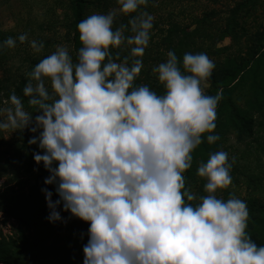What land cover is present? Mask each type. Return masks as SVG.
Segmentation results:
<instances>
[{
    "label": "clouds",
    "instance_id": "clouds-1",
    "mask_svg": "<svg viewBox=\"0 0 264 264\" xmlns=\"http://www.w3.org/2000/svg\"><path fill=\"white\" fill-rule=\"evenodd\" d=\"M147 3L116 0L118 7L80 20L75 59L64 45L41 58L22 88L32 111L12 92L0 107V132L37 133L28 140L42 150L33 160L43 163V183L58 196L53 201L41 189L51 210L46 218L60 220L61 205L88 222L82 264H264V245L246 231V202L216 194L231 183L227 152L209 153L196 169L206 195L185 187L183 173L202 134L209 144L219 139L211 133L220 93L202 88L214 62L203 52H185L178 61L169 50L152 68L162 93L134 83L153 26L150 13L137 12ZM129 13L137 14L113 28ZM15 44L7 37L0 48ZM122 44L130 48L120 58L111 49ZM29 46L39 53L43 42Z\"/></svg>",
    "mask_w": 264,
    "mask_h": 264
},
{
    "label": "trees",
    "instance_id": "trees-1",
    "mask_svg": "<svg viewBox=\"0 0 264 264\" xmlns=\"http://www.w3.org/2000/svg\"><path fill=\"white\" fill-rule=\"evenodd\" d=\"M39 1H35L36 5ZM168 1L148 0L146 5L139 6L137 10L147 11L154 19L148 46L141 57L143 67L134 83L147 84L158 94L162 93L163 86L157 81L152 68L166 60L169 50L176 54L178 61L185 52H203L214 62L212 74L206 80L208 87L203 90L206 95L220 93L216 118H221L222 122L225 117L224 123L229 122L234 130L235 140L240 144L231 147L228 152L231 162L230 184L243 187L247 193V196L241 198L248 209L246 231L258 246L264 245V84L261 80L258 81V93L253 94L249 108H238L230 96L239 80L249 72L255 76L263 67L264 30L248 33L246 24V19L251 18V12L257 8L256 0H235L233 5L227 4L221 11L212 7L200 10L199 14L192 12L191 6L186 8L185 17L177 15L173 10L177 7L176 3L179 7L182 6V0ZM43 4L41 20L30 19L28 14V21L31 20V23L24 24L23 16L18 15L17 21L23 25L20 33L0 28V42L12 37L19 44L16 38L22 33L27 34L28 43L33 39L43 42V49L39 53H35L28 45L24 48L16 45L13 48H0V107L7 106L10 94L15 92L25 102L26 110L32 111L26 103L27 97L22 94V88L28 79L27 73L59 44L66 46L75 59L76 49L80 47L77 23L93 13H106L118 7L116 0H44ZM58 9L61 11L60 16L56 15ZM136 14L119 15L113 28L120 24L127 25L129 17ZM58 27L63 29L62 33L57 32ZM131 34L126 28L125 35ZM226 36L230 38L229 46L218 45L217 42ZM129 48L130 46L122 44L111 51H118L120 58H123L128 55ZM11 51L15 59L10 56ZM13 60H17V64L10 63ZM35 135L37 133L24 128L11 132L10 138L5 140L0 132V171L7 175L4 188L0 191V210L17 219L20 224L27 225L32 224L30 217L37 215L44 223L50 224L48 227L51 230L59 229L64 232L63 241L56 247L51 245L53 251L41 249L42 252L26 256L21 247L26 240L22 232L17 237H7L0 230V264H82V247L87 242L88 222L62 210L61 205L56 206L60 220L50 222L46 218L51 210L46 205L41 189L51 191L50 199L53 201L58 196L53 184L43 183L49 175L43 163L33 160V152H42L36 144H28L29 138ZM204 135L206 134H202L201 143L192 151L190 167L183 173L185 187L189 191L196 184L203 186L206 183L204 178L197 177L194 172L199 163L197 158L201 157L199 159L206 162L209 153L221 150L219 142L209 144L203 139ZM221 192L217 196L223 199L229 198L232 193L229 188L221 189Z\"/></svg>",
    "mask_w": 264,
    "mask_h": 264
},
{
    "label": "rangeland",
    "instance_id": "rangeland-1",
    "mask_svg": "<svg viewBox=\"0 0 264 264\" xmlns=\"http://www.w3.org/2000/svg\"><path fill=\"white\" fill-rule=\"evenodd\" d=\"M35 1L39 0H0V28H3L5 30H17L19 31L18 33H20V31L23 29V25L17 21L18 15L23 16L24 24L27 22L31 23V20L28 21L29 18L33 20H41L44 0H40L38 5H36ZM170 1L177 2V0H169L168 2ZM234 1L235 0H218L217 2H211V0H182V6L179 7V4L176 3L177 7L173 10L177 15L185 17L186 8L189 9L191 6H193V9H191V11L199 14L200 10L212 7H215L216 9L221 11L227 4L228 6L233 5ZM23 3L26 5L24 6ZM256 3L257 8L251 12V18L246 19L248 33H255L256 31L264 30V0H256ZM28 14L30 15L29 18ZM60 14L61 11L58 9L56 11V15L60 16ZM56 30L58 33H62L63 29L61 27H58ZM26 41L27 40H25L23 43L18 42L19 44L16 43L15 45L18 48H24L27 47V45L29 47V43ZM217 43L220 46H229L230 38L226 36L223 39L219 40ZM13 51H15V48ZM13 51H11L12 55L10 56L15 59ZM17 62V60L10 61V63L13 64H17ZM262 69L258 70L255 76L249 72L245 75V77L243 76L244 78L242 80H239L237 88H235L233 93L230 95L231 100L237 105L238 108L245 109L250 107V104L254 98L253 94L258 93V81L261 80V82L264 84V62ZM206 87H208V83L204 82V84H202V88L204 89ZM218 118L219 117H217L215 120V128L213 129V132L211 134L218 135L219 139L216 141L219 142V145L221 146L220 149L228 153L231 147L235 145L240 146V144L236 142L234 130L230 126L229 122L224 123L225 117L222 122H220L221 118ZM2 135L6 140L10 138L11 133L8 134L7 132H2ZM2 147L3 145L1 146V148ZM199 158L202 159L201 157L197 158V160L199 161V163H197V167L202 162V160H200ZM196 176L198 177L197 174ZM6 178L7 175L0 171V191L4 188ZM226 188H229L232 192L231 194L237 198L241 199L242 197L247 196V193L245 192L243 187L230 184ZM190 192L194 193L195 195L205 193L203 190V186H200L198 184H196V186L192 189L190 188ZM220 193H222L221 189L218 190L216 194ZM29 220L30 222H32V224H20L17 219L0 210L1 232L7 237H17L18 233L21 231L24 235V238L26 239L25 244L21 246L23 253H26V256L30 255L33 252H42L41 249L53 251V247L51 248V245L56 247L57 245L61 244V242L63 241L64 232H61L59 229L51 230L48 227L50 226V224L48 222L44 223L45 221L42 218H39L37 215L31 216Z\"/></svg>",
    "mask_w": 264,
    "mask_h": 264
}]
</instances>
